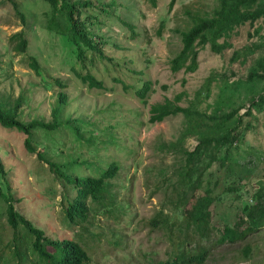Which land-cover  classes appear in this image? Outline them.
I'll list each match as a JSON object with an SVG mask.
<instances>
[{
  "label": "rangeland",
  "instance_id": "374dc122",
  "mask_svg": "<svg viewBox=\"0 0 264 264\" xmlns=\"http://www.w3.org/2000/svg\"><path fill=\"white\" fill-rule=\"evenodd\" d=\"M15 1L16 5L0 0V99L8 104L21 97L24 120L57 119L53 129L32 130L36 151L44 145L54 171L25 148L23 132L0 124V188L7 191L9 182L17 198L15 208L48 236L81 242L89 254L87 264H161L181 253L190 258L201 252L203 258L193 264H264V224L232 242L219 237L225 224H234L242 215L243 204L254 201L256 188L264 186V110L229 148V159L240 164L212 159L199 163V171L194 165L197 190L185 195L186 187L177 180L182 167L188 169L181 162L182 149H191L197 135L189 133L182 140L179 136L190 122L201 121L182 112L160 121L149 119L152 103L180 92L181 105L192 103L207 113L215 106L218 113L241 106L242 113L250 97L263 90L264 81L245 79L262 51L257 49L243 61L231 56L263 40L264 17L236 26L227 37L230 44L220 52L209 44L200 48L195 70L172 71L169 59L181 47L180 30L191 25L193 15L213 10L218 0H175L170 9L169 0H157L154 6L147 0L78 5L79 21L101 49L82 45V58L65 31L66 22L60 20L62 13L54 17L45 0ZM21 29L28 39L24 52L16 51L10 39ZM31 55L38 60L39 73L29 64ZM85 74H92L101 86H90L81 77ZM146 79L152 85L141 98L136 89ZM237 79L244 82L236 84ZM60 91L66 97L56 118L52 108ZM223 151L224 147L220 155ZM112 161L119 168L107 195L89 199L92 210L86 221H70L63 208L74 189L55 172L56 165L70 176L100 175ZM205 188L214 200L210 223L201 231L187 224V209ZM6 204L0 196V264H54L32 249L22 225H9Z\"/></svg>",
  "mask_w": 264,
  "mask_h": 264
},
{
  "label": "trees",
  "instance_id": "16d2710c",
  "mask_svg": "<svg viewBox=\"0 0 264 264\" xmlns=\"http://www.w3.org/2000/svg\"><path fill=\"white\" fill-rule=\"evenodd\" d=\"M16 5V1L12 0ZM52 8L54 17L60 14L61 22L69 38L74 42L77 49V56L82 58L84 51L82 45L101 52L92 37V31L88 30L81 24L76 15L79 11L78 5L93 4L91 0H45ZM152 6L157 4V0H147ZM175 0H169L168 9L172 8ZM21 16L23 14L21 13ZM259 17H264V0H218L213 10L206 13H198L192 16V23L189 27L180 30V49L169 59V68L176 71L180 68L185 70H195L198 65V52L200 48L209 44L210 48L216 52H220L230 43L227 37L233 29L249 21L252 23ZM160 32V31H159ZM220 38L222 39L221 41ZM10 39L14 40L13 47L16 51L24 52L28 39L24 31L21 29L10 35ZM261 49L262 52L250 64L246 80L247 81H264V38L263 40H255L246 45L241 51L234 50L231 58H241L245 60L248 55ZM29 64L39 73V64L35 56L31 55ZM84 81L90 86H101V81L97 80L92 74L81 75ZM244 82L237 79L236 84ZM152 81L146 79L142 86L136 89V94L144 98L147 91L151 88ZM263 89L256 97L251 96L249 104L243 106L245 110L240 113L241 106L234 107L227 112L218 113L219 106H215L211 113L199 110L192 103L189 105H181L178 101L184 92H180L173 98L164 97L162 101H156L150 106L149 119L151 121H160L169 114L182 112L187 117L196 116L201 123L190 122L186 130L181 133L179 139H184L187 134H196L197 142L191 149L183 148L185 154L181 162H185L188 169L182 167L181 175L177 180L180 185L186 187L183 195L187 191H196L197 188L193 184L192 171L195 165L199 171L198 164L201 162H211L217 159L219 162H233L239 165L238 160H230L229 148L234 146L242 139L244 132L253 125V118L257 112L264 110V85ZM66 94L63 91L58 92L56 105L52 108L54 117L57 118L60 105L64 103ZM23 102L22 98H15L5 104L0 99V124L4 127L15 128L25 134L24 146L27 150L36 152V157L43 162H47L50 169L55 170L53 162L48 158L45 147L43 150H37L32 143V130L37 127L53 129L56 126L55 121H46L44 118H31L24 120L21 117L19 107ZM43 131V130H41ZM224 147L223 153L220 151ZM49 151V149H48ZM46 153V156L44 155ZM208 158H210L208 161ZM84 161V160H82ZM2 159L0 157V173L4 172ZM193 162L192 165H190ZM195 162V163H194ZM232 167V166H229ZM119 165L116 161H112L105 169L96 174H76L68 175L56 165V173L65 177L74 189L73 196L64 206L65 216L73 222L86 221L89 212L92 210L89 199L98 200L107 195L110 179L115 176ZM200 175L202 172H199ZM7 182V191L0 188V196L6 200V219L13 229H17L22 225L30 235V244L38 255L46 260L54 262V264H87L89 260L88 251L83 244L73 239L58 240L48 236L44 229L36 225L32 219L20 213L14 206L15 199L12 195V189ZM199 183V180H198ZM201 186V184H200ZM254 201L245 202L241 208L242 215L234 224H225L220 234L221 241H235L244 238L248 233L256 230L264 224V186L257 187L252 194ZM214 200L210 188L203 189L199 193L194 202L191 203V209L188 208L187 224H193L197 230L204 231L210 223L209 206ZM242 222L245 226L240 228ZM54 250H59L60 254H55ZM245 253L249 251V245L244 248ZM204 253L201 252L189 258L185 253L178 254L173 260H165L161 264H193V260L200 261ZM58 259V260H57Z\"/></svg>",
  "mask_w": 264,
  "mask_h": 264
}]
</instances>
